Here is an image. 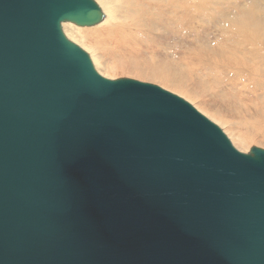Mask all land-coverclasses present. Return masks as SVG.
<instances>
[{"label":"water","instance_id":"95a60500","mask_svg":"<svg viewBox=\"0 0 264 264\" xmlns=\"http://www.w3.org/2000/svg\"><path fill=\"white\" fill-rule=\"evenodd\" d=\"M101 19L0 0V264H264V150L101 76L62 31Z\"/></svg>","mask_w":264,"mask_h":264},{"label":"bare ground","instance_id":"6f19581e","mask_svg":"<svg viewBox=\"0 0 264 264\" xmlns=\"http://www.w3.org/2000/svg\"><path fill=\"white\" fill-rule=\"evenodd\" d=\"M93 1L100 8L102 19L86 28H92L91 34L97 41L102 37L147 41L158 26L163 28L159 35L164 32L169 40L170 31L174 32L182 19L181 29H176L173 35L191 45L203 38L205 44L188 53L193 61L186 63V67L178 65L179 71L196 75L211 86L231 82L240 91L264 95V11L261 8L257 11L263 16H258L254 5L243 4V0ZM193 23L198 24L202 32L192 29ZM65 24L62 23V29L66 38L80 45L82 28L66 25L64 29ZM214 35L218 39H213ZM93 61L96 63V59ZM232 66L237 69L235 74L230 71ZM236 140L242 148L256 144L251 139L244 141L238 137Z\"/></svg>","mask_w":264,"mask_h":264},{"label":"rangeland","instance_id":"374dc122","mask_svg":"<svg viewBox=\"0 0 264 264\" xmlns=\"http://www.w3.org/2000/svg\"><path fill=\"white\" fill-rule=\"evenodd\" d=\"M243 4H253L258 16H263L257 8L264 11V0H243ZM181 22L182 19L175 28L172 27L174 32L181 29ZM66 25L78 28L66 23L64 29ZM81 28L80 45L75 43L89 55L93 66L104 78L131 79L156 85L182 98L218 126L239 152L249 153L253 148L264 150V95L256 96L240 91L238 86L232 85L231 82L211 86L196 75H186L184 71L178 70V65L183 64L186 67V63L193 61L188 53L204 46L203 38L191 45L186 40L177 39L173 35L174 32L170 31L167 40L164 32L159 35V30L163 28L158 26L157 30L150 34L152 38L147 41H122L106 37L97 41L91 34L92 28ZM191 28L202 32L196 23L191 24ZM62 31L65 35V31ZM213 39H218V36L214 35ZM93 59H96V63ZM106 67L109 70L105 72ZM230 71L235 74L237 69L232 66ZM238 137L244 141L251 139L256 144L250 148H242L236 140Z\"/></svg>","mask_w":264,"mask_h":264}]
</instances>
